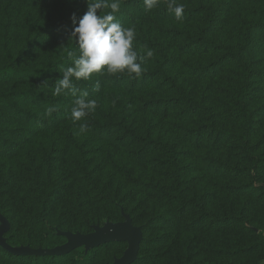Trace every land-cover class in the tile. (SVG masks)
Wrapping results in <instances>:
<instances>
[{
    "label": "trees",
    "instance_id": "1",
    "mask_svg": "<svg viewBox=\"0 0 264 264\" xmlns=\"http://www.w3.org/2000/svg\"><path fill=\"white\" fill-rule=\"evenodd\" d=\"M177 2L185 6L181 20L168 11L167 0L151 11L143 0H120L116 18L135 29L134 50L154 55L139 78H73L97 101L93 113L73 122L75 98L53 91L79 55L69 39L72 16L78 24L87 0H0V159L19 155L29 134L69 132L64 147L42 149L37 164L18 174L1 169L0 214L10 224L4 235L10 246L53 249L67 242L59 232L88 234L95 226L125 221L126 214L144 234L133 264L264 262V229L255 223L256 210L264 220V138L256 141V100L264 93V0ZM213 79L219 81L214 89ZM49 107L56 108L51 116ZM80 124L87 131L81 133ZM94 141L112 153L124 151L131 165L107 162L111 152L103 160L89 157ZM191 144L214 152L201 160L222 180L214 189L189 190L196 179L186 178L183 157L193 151L182 150ZM132 163L141 166L137 173ZM66 170L72 180L61 183L59 172ZM148 200L160 209L148 212ZM160 227L164 238L176 230H204L221 239L214 247L202 238L196 253L193 241L174 246L172 257L160 262L151 252L163 238L150 236ZM127 247L116 242L56 257L14 256L0 247V264H111Z\"/></svg>",
    "mask_w": 264,
    "mask_h": 264
},
{
    "label": "clouds",
    "instance_id": "2",
    "mask_svg": "<svg viewBox=\"0 0 264 264\" xmlns=\"http://www.w3.org/2000/svg\"><path fill=\"white\" fill-rule=\"evenodd\" d=\"M143 4L145 11H151L159 6V0H143ZM120 7V0H87V11L78 24L75 14L72 16L74 29L69 39L75 41L79 55L73 57L72 66L63 69L53 95L70 94L75 98L71 109L73 122L83 120L97 108V101L88 99V91L78 88L73 78L87 81L93 74L112 76L123 73L130 77L134 74L135 78H139L146 70L142 64L154 55L151 49H146V54L142 56L134 50L136 32L132 27L122 26L117 20L116 14ZM167 9L174 14L175 19L183 18L185 6L177 0H167ZM96 90L99 91V83ZM54 111L55 107H49L46 114L51 116ZM85 131L87 124H80V132Z\"/></svg>",
    "mask_w": 264,
    "mask_h": 264
},
{
    "label": "rangeland",
    "instance_id": "3",
    "mask_svg": "<svg viewBox=\"0 0 264 264\" xmlns=\"http://www.w3.org/2000/svg\"><path fill=\"white\" fill-rule=\"evenodd\" d=\"M213 84V89L214 87L218 84L217 79L213 80H208ZM261 87H264V79L260 83ZM264 89V88H263ZM214 95V90L212 91ZM263 96H262V95ZM256 105L259 106V109H257V114L259 117V123L257 125V134H256V141H259V139L264 138V93H259V98L256 100ZM34 130V128H32ZM67 134H69L68 130L64 129H59V130H52L50 132H35L34 134H29L25 136V141H24V146L19 153L14 158L11 159H0V173L1 169L4 170H11L13 169V172L19 173L20 171L22 172V169L24 166L29 165V164H37L38 159L40 157V153L43 149V151H48L52 146H55L56 149L63 148L64 146V141L66 139ZM62 137V140L59 137ZM174 136V135H173ZM185 146L184 149L191 150L193 151V155L191 157H183V165L187 167V170L184 171L186 178L189 181H192L193 179H196V182L193 184L190 183L189 185V190L195 191V189H201V188H207L209 190L214 189L215 183L222 182V180H218L217 177L214 175L210 174L207 169L204 167L202 164L201 160L203 159L204 156L209 155L213 156L214 152L211 154L207 153V147L204 148H198L193 146V144L190 145H183ZM260 146H264V142L260 144ZM110 148L107 147L104 143L100 141H94L89 147L87 148L89 153V157H94L96 160H103L102 158L107 157L108 154H110L111 150L109 151ZM214 150V149H213ZM212 150V151H213ZM112 153V152H111ZM110 160H106L107 162L115 160L117 163H120L122 160V165L129 166L131 165L130 162L126 158V154L124 151L119 150L116 151V153H112V157H107ZM124 160V162H123ZM108 164V163H107ZM134 165V168L136 169L134 172L137 173L139 168L141 167L140 165ZM12 172V173H13ZM16 174V175H17ZM59 175L61 177V183H69V181L72 180L70 176V172L68 170L59 172ZM106 177V175H105ZM227 182H229L227 180ZM226 182V183H227ZM214 199V198H213ZM215 200V199H214ZM148 212L151 210H157L160 209V207L153 201V200H148ZM213 203V202H212ZM141 214V212H139ZM259 212L256 210V224L258 226L261 225V227L264 229V220H261V217L258 214ZM166 232L165 228H158L154 231L151 232V238L157 239L162 237L163 240L159 242V247L156 249L152 250V255L158 256V260L162 262L163 260H168L170 257H172V247L177 246L180 244L188 243L189 241H193V251L196 253L198 252V247L201 244L202 238H206L207 241L211 242L214 247L216 246V243L221 239V237H217V234H209L206 231H198L197 233L190 234L188 232H182L179 231H173L171 237L169 238H164V233ZM223 234V233H222ZM225 234L222 235L224 237ZM202 245V244H201ZM171 254L170 256H168ZM104 258L101 257V259ZM155 260H153L152 264H154ZM157 264V263H155ZM261 264H264V262H261Z\"/></svg>",
    "mask_w": 264,
    "mask_h": 264
},
{
    "label": "water",
    "instance_id": "4",
    "mask_svg": "<svg viewBox=\"0 0 264 264\" xmlns=\"http://www.w3.org/2000/svg\"><path fill=\"white\" fill-rule=\"evenodd\" d=\"M125 221L120 223L107 222L103 226H95L93 232L88 234L59 232L60 236L66 238L67 242L53 249H33L29 246L12 247L4 235L9 231L8 220L0 214V247L11 255L20 257H45L64 256L76 249L84 247L86 252L102 245L125 242L128 247L122 257L117 258L111 264H133L137 259L144 239L142 227L135 226L130 216L123 214Z\"/></svg>",
    "mask_w": 264,
    "mask_h": 264
}]
</instances>
